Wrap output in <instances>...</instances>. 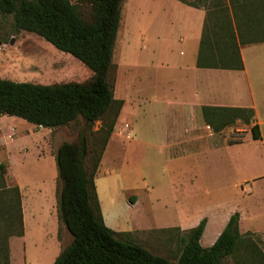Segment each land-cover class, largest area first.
<instances>
[{
    "label": "rangeland",
    "instance_id": "obj_1",
    "mask_svg": "<svg viewBox=\"0 0 264 264\" xmlns=\"http://www.w3.org/2000/svg\"><path fill=\"white\" fill-rule=\"evenodd\" d=\"M191 1L210 7L217 0ZM199 10L190 8L179 0H125L114 57L115 90L122 89L123 78L131 72V65H144L137 66L135 71L143 72L147 81L156 79V75L163 73L168 76L166 79H181V73L175 69L177 59L182 57L181 52L187 49V45L190 46L188 56L195 42L194 38H201L204 27L201 23L206 11L201 9L202 12H198ZM244 51L249 65L259 64L260 56L264 55V45H251L245 47ZM122 55L126 63L131 65H124ZM169 55L170 59L167 57ZM160 65L165 66L159 68ZM91 75L92 70L81 60L60 50L38 33L16 30L14 16L0 13V78L47 85L81 82ZM198 78L205 82L221 81V77L218 79L207 72ZM141 120L142 125H147V118ZM6 123L0 117V135L2 130L5 132V138L0 144V162L6 166L5 189H11L4 196L6 199L9 196L15 197L13 189L19 188L21 205L22 195L24 196L25 214L22 206V228L19 223L3 226L0 221V264H53L73 239L57 218L59 171L56 152L63 142L78 138L85 121L81 119L78 124L49 129L31 124L29 126L23 122ZM100 125L101 122L97 121L93 129L97 130ZM245 129V122L238 119L235 124L220 132L219 146L208 138H199L200 134H194L184 137L187 143L180 147L165 150L156 148L150 164H143L141 167L150 186L148 197L153 204L149 209L150 217L159 222L176 218L180 199L176 182L181 179L191 185L197 184L187 197L190 214L208 209L211 212L225 213L234 206L243 209L244 197H249L242 192L240 183L245 176L255 177L264 172V149L258 142L246 136L241 144H228L229 140L244 136ZM31 130H35L36 135H29L32 134ZM175 152L180 154L176 158L182 160V165L181 168L176 167L177 174L172 176L167 162ZM245 164L252 170L248 175L243 173ZM122 169L121 163L115 165V172L107 177L102 170L98 173V185L101 188V183L105 181L112 189L120 210L117 222L125 224L131 213L129 209H125L127 203L121 180ZM144 206L140 205L141 209L133 217L143 218ZM107 207L105 204V211H108ZM13 212L16 217V211ZM5 218L8 220L9 217ZM22 231V236L17 235ZM133 234L140 240L137 242L171 260H177L183 249L181 236L184 232L177 229L155 232L137 230ZM251 239L263 251L259 236H251ZM247 251L245 245H241L236 253L226 258L225 263L250 264Z\"/></svg>",
    "mask_w": 264,
    "mask_h": 264
},
{
    "label": "trees",
    "instance_id": "obj_2",
    "mask_svg": "<svg viewBox=\"0 0 264 264\" xmlns=\"http://www.w3.org/2000/svg\"><path fill=\"white\" fill-rule=\"evenodd\" d=\"M124 1L0 0V13L14 16L16 30L40 34L92 70L84 81L47 85L0 78V115L17 116L45 128L85 121L78 138L63 142L56 152L57 218L73 239L53 264H226V258L241 245L248 250L250 264H264V252L250 235L240 232L238 212L231 215L209 247L201 244L206 219L186 230L177 260L152 252L137 242L140 240L134 234L117 232L105 223L95 179L124 105L115 96L114 63ZM180 1L194 7L200 5L191 0ZM206 9L197 66L243 69L241 44L264 41V0H217ZM202 109L205 121L215 131L238 119L245 124L254 119L250 108L205 105ZM97 121L101 125L94 130ZM251 131L255 139L260 138L258 124L252 125ZM5 174L6 166L0 162V221L3 226L19 223L21 227V194L16 188L15 197L6 199L5 192L11 189H5ZM17 235L22 236L23 231Z\"/></svg>",
    "mask_w": 264,
    "mask_h": 264
},
{
    "label": "crops",
    "instance_id": "obj_3",
    "mask_svg": "<svg viewBox=\"0 0 264 264\" xmlns=\"http://www.w3.org/2000/svg\"><path fill=\"white\" fill-rule=\"evenodd\" d=\"M184 4L195 10L200 9L198 12H202L201 9H204L207 15L206 6L203 4H200L198 7ZM205 18L206 16L201 26H204ZM194 39L195 42L188 56L189 45H187L186 50L181 52L182 57L177 59L178 63L175 69L181 73V79L179 80L166 79L168 76L163 73L158 76L156 75V79L147 81L144 78L143 72L135 71L137 66L144 67V65L126 63L127 61L122 55L124 65H131L132 70L128 75L125 74L122 89H118L119 91L115 90V96L122 99L124 105L103 153L95 179L103 217L105 223L113 230L132 234L137 230L155 232L177 229L185 232L197 226L202 219H206V227L201 244L204 247H209L214 244L223 231L231 215L238 212L240 215V232L253 237L259 236V241L264 252V172L255 177L251 175L243 177L244 179L240 183L241 189L249 197H244L243 209L239 206H234L225 213L211 212L208 209L205 211L198 210L196 213L190 214L187 208V197L188 193L197 184L191 185L181 179L176 182L178 183L177 189L180 194L176 218L172 221L159 222L150 217L149 209L153 205L151 199L148 197L150 195V186L145 173L141 171V167L143 164H150V159H152V153L155 152V149L161 148L165 150L180 147L187 143L184 137L194 134H200L199 138L201 139L208 138L209 141L217 146L221 144L219 134L226 127L221 131H215L208 125L204 119L203 106L253 109L254 119L250 124H246L247 129H245L244 136L237 140L231 139L228 141V144H241L244 141V137L250 136L251 140L258 142L259 146L264 149V55L260 56L259 64L251 63L249 65L244 51L245 47L251 45H264V41L241 44L240 52L244 68L234 70L198 67L197 57L201 38L199 39L196 36ZM261 50L260 53H262ZM191 54L192 57H190ZM167 57L170 59V55ZM163 66L165 65H160L159 68ZM166 66L170 67L169 64H166ZM204 72L212 74L213 77L217 76L218 79L221 77V81L212 80L205 82L198 78ZM0 117L5 122L7 121L6 125L23 122L29 126L49 129L28 123L25 119L17 116L0 115ZM146 118L148 121L147 125H142L141 121L143 120L141 119ZM254 124H258L259 126L260 138L258 139L253 137L251 131V127ZM1 132L0 144L5 138V132L3 130ZM31 133L29 135H36L35 130H31ZM177 155L180 154L175 152L174 156L171 155L167 162V167L172 176L177 174L176 167L181 168L182 165V160L179 161L176 158ZM262 162H264V156ZM119 163L123 166L121 180L125 188V201L127 203L125 204V209H129L131 213V217L127 219L125 224L117 222V220L119 221L120 210L112 189L109 188L105 181L101 183V188L98 185V173L103 170L106 175L105 177H107L113 171L115 172L114 166ZM250 171H252L250 166L245 164L243 166V173L248 175ZM22 203L23 214H25L23 195ZM105 204L108 206V211H105ZM142 204L145 205L144 217H133L134 214H138V210L141 209L140 205Z\"/></svg>",
    "mask_w": 264,
    "mask_h": 264
},
{
    "label": "built area",
    "instance_id": "obj_4",
    "mask_svg": "<svg viewBox=\"0 0 264 264\" xmlns=\"http://www.w3.org/2000/svg\"><path fill=\"white\" fill-rule=\"evenodd\" d=\"M126 126H128V125H126Z\"/></svg>",
    "mask_w": 264,
    "mask_h": 264
},
{
    "label": "water",
    "instance_id": "obj_5",
    "mask_svg": "<svg viewBox=\"0 0 264 264\" xmlns=\"http://www.w3.org/2000/svg\"><path fill=\"white\" fill-rule=\"evenodd\" d=\"M13 42V41H12Z\"/></svg>",
    "mask_w": 264,
    "mask_h": 264
}]
</instances>
